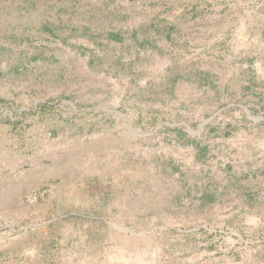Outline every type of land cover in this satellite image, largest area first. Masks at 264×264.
<instances>
[{
	"label": "rangeland",
	"instance_id": "obj_1",
	"mask_svg": "<svg viewBox=\"0 0 264 264\" xmlns=\"http://www.w3.org/2000/svg\"><path fill=\"white\" fill-rule=\"evenodd\" d=\"M0 264H264V0H0Z\"/></svg>",
	"mask_w": 264,
	"mask_h": 264
},
{
	"label": "built area",
	"instance_id": "obj_2",
	"mask_svg": "<svg viewBox=\"0 0 264 264\" xmlns=\"http://www.w3.org/2000/svg\"><path fill=\"white\" fill-rule=\"evenodd\" d=\"M32 197V198H31ZM31 198V199H30ZM30 200H29V202H30V204H33L35 201H36V199H35V197L34 196H30Z\"/></svg>",
	"mask_w": 264,
	"mask_h": 264
}]
</instances>
